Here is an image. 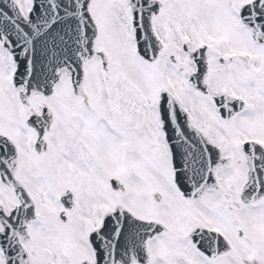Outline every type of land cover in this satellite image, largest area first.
<instances>
[{"label":"flooded vegetation","instance_id":"obj_1","mask_svg":"<svg viewBox=\"0 0 264 264\" xmlns=\"http://www.w3.org/2000/svg\"><path fill=\"white\" fill-rule=\"evenodd\" d=\"M156 1L160 6L158 14L153 18L154 32L160 41V53L157 59L162 58L168 65L167 68L170 70L173 68L177 74L188 79L197 71L194 56L198 53L199 60H203L206 69L203 83L208 92L200 94L191 88L194 96L200 98L199 101L196 100L185 106L175 96L173 97L180 110L187 114L185 118L187 145L200 146L206 154H208V146H212L215 148L214 156H219V164L214 170L216 184L205 193L200 192L190 198L178 192L174 162L180 167L181 159L178 157L173 160L171 145L167 139L174 127L160 117L158 107L157 116L153 114L151 118L140 119L149 124H141V128L143 127L141 132H136L139 131L136 129L133 135L135 139L145 140L143 147H146V144L153 146V150L156 151L154 153L161 161L159 168L163 167L165 173H168V180L177 191L175 194L177 193L179 204H176L170 194L158 192L161 190L159 182L146 185V192L142 190L144 187L138 188L142 190L139 192L132 189L131 194L128 183L122 182L120 176L114 177L108 164L96 165L100 170L101 178L93 177V180L88 181L80 177L74 180L71 175L64 176L63 172L68 166L67 163H71V157L62 155L63 151L60 145L53 141L51 133L57 126L59 112L65 109V105L63 102L60 103L63 108L59 106L55 113L58 102L53 103L52 106L41 101L31 105V102L35 96L45 99L55 97L58 88L66 80L70 83V78L68 75L62 78L52 97L31 94L22 101L16 91L18 100L15 103L11 95L15 90L7 87L5 77L4 82L2 81L6 65L10 69L13 65L12 60L7 61L9 64H0V88H8L10 100L5 103L0 102V107L8 106L14 114L10 112L0 114L2 119L0 124L3 125L0 126V135L8 138L17 151L14 176L33 202V216L27 224L28 239H23L17 233L20 244L25 250V257L28 258L26 264H42L50 261L49 264H101L99 259L101 252L107 259V263L103 264H161L162 250L168 257L169 264H221L227 261V264H249L241 256L242 240L245 241L243 243H247L244 250L255 247L257 243L264 244V241L258 237L245 236L239 228V222L238 225L235 224L240 218V209L235 214L226 215L223 208L226 198L230 200L228 205L232 204L231 201L237 206L264 204V198L254 204L244 202L242 192H234L232 200L225 197L228 193L225 188L229 180L233 181L231 187H236L238 190L246 186L252 171L251 158L257 164L255 166L257 169H264V139L251 135L240 137L234 133L236 123L242 122L246 114L264 116V39L254 40L250 28L242 24L239 0H232L231 6L221 3L218 8L212 0H206V3L211 2L216 9H220L228 30L230 26H235L245 36L244 45L239 47H235L229 39L220 37L214 32H204L198 26L193 28L191 17L185 18V24L189 21V26L184 25L180 16L176 14L179 10L178 0ZM180 1L183 9L189 10L191 9L188 6L197 2V0ZM30 8L31 6L22 9L27 21H29L27 15ZM99 8H102V5L96 4L95 12L94 9H90L98 28L95 42L97 56L90 61L100 63L103 71L110 73L114 72L109 65L112 60L119 68L118 61L115 58L111 59L107 49V41L112 38L111 33L114 28L112 23L116 21L119 27L126 28V24L128 27L130 13L128 9ZM119 36L118 41L128 46L129 42H133V33L131 30L129 32L128 28L126 31H121ZM101 57L106 59L105 66ZM85 81L86 71L79 93L88 99V104H80L77 114L100 116L101 110L94 106L99 101L85 92ZM71 92L82 100V97L75 95L72 89ZM216 97L222 98L223 101L217 104L214 100ZM90 99L94 100V104ZM45 110L51 112L53 122L44 138L40 140L38 132L28 126V121L32 116L42 118ZM20 115L23 116L21 119ZM105 116L111 118L108 121L105 119L103 123L109 128L115 127L118 130L120 126L124 128L128 125L127 118L111 107ZM88 125L92 127L98 123ZM148 125L146 133L145 129ZM65 130L73 131V126ZM99 130L101 132L103 128ZM179 130L182 131L184 128L180 127ZM248 143H252L248 148L250 156L245 148ZM91 150L94 153V150ZM53 157L59 160L58 167L62 172L57 173L51 167L48 175L45 163ZM76 168L78 173L80 168L87 172L83 166H80L79 161L76 162ZM90 171L92 173V169ZM114 178L117 179V183H113ZM145 195L153 198H146ZM145 202H149L146 211ZM18 205L15 194L0 179V212L3 213L4 210L7 214H12ZM203 205L206 207L205 210L212 206L218 213H222L223 227L214 226L215 213L209 216V221L207 220L203 212L201 213ZM233 210L234 207L230 208V211ZM202 216L206 223L199 220ZM29 217L30 214L25 216L24 220ZM146 224L152 225L153 229L146 228L148 226ZM203 229L220 233L226 241V247L218 244L217 240L215 244V240L206 237L203 239L201 237ZM0 233H4L1 224ZM194 236L198 238L194 240ZM198 241L205 244L203 249L213 251V255L201 251L196 245ZM50 243H54L57 252ZM248 254L244 257L246 258ZM2 261L1 259L0 264H4Z\"/></svg>","mask_w":264,"mask_h":264},{"label":"rangeland","instance_id":"obj_2","mask_svg":"<svg viewBox=\"0 0 264 264\" xmlns=\"http://www.w3.org/2000/svg\"><path fill=\"white\" fill-rule=\"evenodd\" d=\"M231 1L232 0H212L213 4L217 8L221 3L229 4V6H231ZM239 1L240 5L243 6L247 1L250 0ZM26 2L27 6L31 5L30 0L29 2L28 0H24V3ZM201 3L202 0H197L196 3L193 2L191 6H188V8L191 9L189 10L183 9L182 2L178 0L177 9L179 10L176 14L180 16L181 22L184 25L189 26V21L187 24H185V18L191 17L192 22L194 23L193 28H197L198 26V28L204 32H214L220 37L223 36L229 39L235 47L243 46L245 43V36H243L235 26H230L231 28L230 30H228V26L226 24V21L222 18L220 9H216L211 2ZM96 4L102 5V8L99 9H129L126 0H93L91 9H94ZM236 9H238V5H236ZM93 12H95V9L93 10ZM185 15H187V17H185ZM112 25L114 26L113 32L111 33L112 38L107 41V49L111 54V59L115 58L118 61L120 65L119 73L118 68L114 64V60L109 63L111 69H114V72L111 71L110 73H105L101 67V64L97 62L95 63L90 61L85 67V92L97 98V100L99 101L98 104H94L93 99H90V101L93 102L94 106L98 107L101 110L99 113L100 116L96 115L95 117H92L94 123H98V125H96L97 130L87 129L84 126L87 124L83 125L82 119L77 117L73 111L71 113H68L69 109L76 110L81 104V99L75 97L72 94L69 80H66L58 88L55 97L45 99L41 96H35L34 98H32L31 105H33V103L35 104L37 101L46 102L50 106H52L53 103L58 102V105L55 107V111L57 112L58 107H62V104L60 105V103L63 102L65 105V109H68L65 111L61 110L59 112L57 126L53 129L51 137L57 145H60L61 151H63L62 155L64 157H71V162H76V159L79 157L83 163L86 162L87 164L92 165V173L89 169L86 173L83 170H80L81 168L79 169L80 179H88V181H90L93 180V177L101 178L100 171L98 170V168H96L95 163L88 156L85 150L86 148L83 146V143L81 141V138H84V136H86L85 138L87 139L89 147L97 151V153L105 155L104 161L106 165L108 164V166H110V170L112 172L114 171V174L118 173L121 170L124 171L125 177L122 178V182L128 183V187L129 189H131L129 190V192L131 194L133 193L132 189L138 192L142 190L146 192V185H151L150 183L159 182L161 185V190H158V192L161 191L164 194H170L172 199H175L177 204V193L175 194V192L177 191L170 184L168 180V173H165L163 167H161L162 170L159 168L161 161L154 153L155 149L153 150V146L149 144H146V147H143L142 144L145 140L140 141L138 139H135V135H133V133H135L136 129L139 130L136 132H141L143 128H141V124L145 123V121L140 120L141 118H151L153 114H156L157 116V107L159 102L158 95L160 94V91L170 92L173 96L176 97L178 101L182 102L185 106L188 105V103L191 104L195 102L196 100L199 101L200 98L194 96L193 91L187 83V78L180 75L179 73L177 74L173 70V68H171L172 70H170V68H167L168 65L164 63L165 60H162V58L160 60L157 59L152 64H149L146 61L142 60L140 57L139 58L141 61L137 57H133V43L129 42L128 46L125 43L118 41V39L120 38L119 34L121 30L116 21H114ZM126 30L127 25L126 28H124V31ZM7 57L8 56L6 55V53H3L0 50V64L8 63L7 61L9 60ZM12 70L13 68L10 69L8 65H6V70H4V74H2V81L4 82L5 77V82L7 83L8 88L10 87L9 77ZM7 87H5L4 89L0 88L1 103L7 101V97H10ZM11 95L13 97V102L17 103V92L14 91ZM196 104L198 103L196 102ZM110 107L113 108L114 111H118L125 118H127L126 120L128 121V125L126 127L123 128L122 126H120V129L117 130V128L115 127L109 128L108 125L103 124L106 120L102 119V117L107 119V121L111 120L109 116H105V113H107ZM5 112L14 114L8 106L0 107V114ZM22 117V115L19 116L20 119ZM1 120L2 119L0 118V121ZM69 121L70 125L73 126V131H75L74 134L72 131L67 132L65 130V128L70 126L68 124ZM145 124H149V122ZM0 126L3 125L0 124ZM235 126L236 132L234 133L237 136L241 137L251 135L253 137L264 139V116H259L256 114H246V117L243 119V121L237 122ZM148 127L149 125L146 126V133ZM100 128H103V130L101 131L102 133L99 131ZM59 165V160L54 157L48 160L45 163L48 175L51 171V167H53V169L57 173L62 172V169L58 167ZM67 165L71 169H75V165H71L69 162L67 163ZM80 166H82V164ZM63 175H69L68 171H64ZM72 177L74 180L77 179L76 176ZM232 182V180H229L227 182L228 186H226L225 188V190L228 192L225 197H229L231 198V200L233 199L234 192H242V189L238 190L236 187H231L230 184ZM132 184H134L133 187H131ZM140 187L144 188L140 190L138 189ZM145 197L149 198V196L146 195ZM234 197H236V195H234ZM150 198L153 197L150 196ZM138 201H136V203H138ZM228 202H230V200L226 198L223 205V208L226 211L224 213H226V215H228L229 213L235 214L237 210L240 209V218L239 220L235 221V224L238 225L239 222V228H241L245 236H247L249 232H252L254 236L257 235L255 233H260V235H263L262 237H264V206H262L264 204L257 203L255 205L249 206L241 204V206H237L233 201H231L232 204L230 205L227 204ZM148 205L149 202H145V211L147 210ZM232 207H234V210L230 211V208ZM205 209L206 207L203 205V207L201 208V213L203 212V215L207 218L208 221L210 219L209 216H213L215 213L216 221L214 226H224L221 215L222 213H218V211L215 210L212 206H209L207 210ZM199 220L204 223L207 222L206 220H204L203 216ZM256 221H258V223H256ZM257 225H259V227H257ZM252 227L255 230L254 233L252 231ZM52 239L55 240V238L53 237ZM243 242L245 241L242 240L241 242V255H244V253L259 252V254L262 255H259L258 264H262V260L264 261V244L257 243L255 247L252 246L250 249L248 248L244 250V246H246L247 243L245 244ZM50 244L51 247H53L57 252V249L53 245L54 243ZM194 252L197 255L196 251ZM162 255L163 261L161 262V264H169V259L165 256L166 254H164L163 250ZM247 256L249 257V255ZM54 262H56V259L54 260ZM227 262H222L221 264H227ZM49 263H51V261ZM49 263L43 262L42 264Z\"/></svg>","mask_w":264,"mask_h":264},{"label":"water","instance_id":"obj_3","mask_svg":"<svg viewBox=\"0 0 264 264\" xmlns=\"http://www.w3.org/2000/svg\"><path fill=\"white\" fill-rule=\"evenodd\" d=\"M60 9H64L66 16L65 30L69 31V35H65L64 41L55 39L53 41L44 38H38L39 42H28L26 40L25 32L27 25L24 19L18 15L15 3L13 0H0V12L4 18L1 20L0 25V42L4 48L7 49L13 56L14 61L17 63V72L14 78V84L16 88L21 89V99L25 100L30 94L34 92H40L45 96H50L53 93L54 87L59 82L61 76L65 72H69L72 76L73 84L79 83L82 76L83 65L87 60L92 58L94 52V36L95 28L88 16V6L90 0H59ZM51 5L49 0H35L34 9H47ZM155 5L149 0H130V8L135 17V27L137 34V44L140 54L147 60L153 61L157 55V45L151 33V17L155 12ZM264 11V0H254V2L243 8L241 13L242 20L249 26H252L254 38L259 36L264 37V19L261 21V27L257 24H251L248 22L247 14L255 11ZM73 15L75 24L78 27V31L74 34V24L69 21L67 17ZM13 16H17L16 21ZM35 22H41L44 25V18L42 12L34 10L30 16ZM41 21V22H40ZM140 22L144 23V27L140 25ZM138 23V24H137ZM54 30L62 35L63 28L56 26ZM8 34H11L9 36ZM14 34L17 35L15 38ZM32 47V48H31ZM202 70V67H199ZM201 72V71H200ZM198 72L194 77L189 78V82L194 88L200 92H204L202 80L203 72ZM161 110L164 111L167 108L168 103L173 105L172 99L168 95H164L161 98ZM177 112V111H176ZM177 115L182 118V115L177 112ZM51 122V116L45 115L43 121H39V124L33 120L29 121L31 127L35 128L40 137L45 134L44 130H47L49 123ZM45 125V126H43ZM16 160L15 150L5 140L0 138V176L4 183H6L11 189H13L22 204L27 201L24 193L15 186L14 180L10 176V168L12 162ZM209 166L208 178L202 180L200 186L194 189L191 193L186 186L179 184V189L184 196H195L200 192H204L207 187L212 186L213 181V169L217 165ZM198 172V171H196ZM202 173L198 172L191 175L188 172L189 181L199 178ZM177 176V173H176ZM208 179V180H206ZM253 189L249 188L244 193V200L255 201L264 194V184H261V188L258 189L257 194L253 195ZM14 213L13 218L1 217L0 223L2 224L5 235H0V247L7 258V261H12L13 264H20L22 260V249L19 245L18 237L16 233H21L25 236V224L29 220L23 218V210L29 211V207H24ZM31 216V211H29ZM211 240L209 236H205ZM198 238V237H195ZM208 255H213V251L203 249ZM99 259L103 262H107L106 255L99 256Z\"/></svg>","mask_w":264,"mask_h":264}]
</instances>
